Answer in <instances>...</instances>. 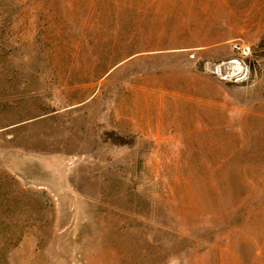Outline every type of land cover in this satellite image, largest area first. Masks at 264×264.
Listing matches in <instances>:
<instances>
[{
    "label": "rangeland",
    "instance_id": "374dc122",
    "mask_svg": "<svg viewBox=\"0 0 264 264\" xmlns=\"http://www.w3.org/2000/svg\"><path fill=\"white\" fill-rule=\"evenodd\" d=\"M0 264H264V0H0Z\"/></svg>",
    "mask_w": 264,
    "mask_h": 264
},
{
    "label": "built area",
    "instance_id": "2783aa9c",
    "mask_svg": "<svg viewBox=\"0 0 264 264\" xmlns=\"http://www.w3.org/2000/svg\"><path fill=\"white\" fill-rule=\"evenodd\" d=\"M231 46L232 50L240 57H246L251 52L250 46L244 43L233 42Z\"/></svg>",
    "mask_w": 264,
    "mask_h": 264
}]
</instances>
